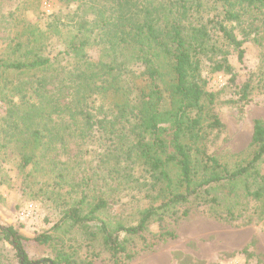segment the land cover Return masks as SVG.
Instances as JSON below:
<instances>
[{
	"label": "trees",
	"instance_id": "trees-1",
	"mask_svg": "<svg viewBox=\"0 0 264 264\" xmlns=\"http://www.w3.org/2000/svg\"><path fill=\"white\" fill-rule=\"evenodd\" d=\"M86 1L64 0L82 5ZM99 1L108 7L89 6L93 20L90 23L83 15L78 32L63 51L51 55L40 41L28 38V51L18 43L17 58L0 59V79L8 87V71L42 74L29 92L9 88L20 98L18 102L6 98L8 108L0 119L7 144L19 142L31 148L22 156L23 168L36 162V153L45 157L43 151H51L55 143L65 145L66 136L52 118L56 111L65 110L71 121L78 118L81 127L72 126L102 145L91 177L69 188L77 197L63 203L55 229L81 228L88 247L99 239L112 264H125L135 256L131 240L140 238L148 249L175 239L174 232L161 224L188 217L193 206L207 207L211 217L223 222L248 221L254 214L264 219V120L253 122L245 157L236 155L233 166L223 162L209 152L223 125L214 113V95L204 89L201 78L204 58L212 72L232 75L222 48L231 47L241 60L242 45L259 27L250 22L242 32L243 40H238L228 23L240 24L248 10L257 14L252 20L264 26V0ZM92 46L99 48L105 61L87 59L85 49ZM215 55H221L220 59H212ZM70 58L75 68L70 79L76 89L60 103L59 98H50V75L46 74H60L68 67L60 63ZM136 67L144 87H134L130 100L121 92L120 81L135 78L132 69ZM112 74L111 81L117 84L107 86ZM251 89L245 82L235 93L240 114L251 103ZM80 90L85 95L77 98ZM109 91L126 100L112 107L111 103L94 106ZM57 178L63 180L62 175ZM123 193L129 200L137 195L145 199L132 224L112 222L107 212L108 199ZM253 202L258 206L250 207ZM153 225L159 227L155 232L150 230ZM0 240L11 247L19 264H92L82 262L97 255L89 247L79 262L70 246L67 250L55 246V237L41 234L31 241L49 246L53 254L30 260L25 239L12 226H0Z\"/></svg>",
	"mask_w": 264,
	"mask_h": 264
},
{
	"label": "rangeland",
	"instance_id": "rangeland-1",
	"mask_svg": "<svg viewBox=\"0 0 264 264\" xmlns=\"http://www.w3.org/2000/svg\"><path fill=\"white\" fill-rule=\"evenodd\" d=\"M86 2L87 5L65 3L64 0H0V59L17 58L21 54L17 50L18 43H22L24 50L28 51L25 46L28 38L40 41L45 52L51 55L63 51L68 40L78 32L83 15V19L88 22L93 20L94 11L89 6L109 5L99 0ZM249 13L251 17H248ZM253 13L247 10L238 25L228 23L238 40H243L242 32L250 22L259 27L255 35H251L242 45L241 60L237 57V51L231 47L222 48L227 52L226 59L232 75L212 72L211 63L205 58L201 63L204 89L214 95V113L223 125L222 131L213 137L216 140L209 145V152L231 166L235 164L236 155L238 159L245 157L253 122L264 120V26L260 21L252 20L257 17ZM85 53L93 63L106 60L95 46L86 48ZM220 57L215 55L212 59L219 60ZM72 62V58L61 62L68 67L58 71L60 74H46L48 77L50 75V98H59L60 103L71 92L75 93V85L70 79V72H75ZM134 69L135 78L128 77L120 81L121 92L130 100L134 96V87H144L142 78L138 77L140 68ZM41 75L8 71L5 76L11 81L9 87L1 77L0 119L6 115V98L13 102H18L20 98L19 94L11 92L9 88L14 86L29 92L36 77ZM112 76L114 74L108 76L107 86L117 84V81H111ZM245 82L252 88L249 95L251 103L240 114L234 103L237 99L235 93ZM81 95H85L82 90L77 98ZM119 100L123 102L126 97H116L109 91L105 99L94 102V106L111 103L112 107ZM68 117L65 110L56 111L52 116L55 125L66 136L65 145L55 143L51 151H43L45 157L36 153V162L26 168H23L21 160L24 154L30 153L31 148L23 147L19 142L7 144L0 129V226H12L25 239L23 246L30 260L52 256L53 251L49 246H39L31 241L36 236L48 234L57 239L55 246H64L66 250L70 246L79 262L91 247L97 255L84 259L82 263L90 260L92 264H112L99 239L88 247L86 234L81 228L61 226L55 229L60 212L65 207L63 203L77 197L75 192H69V188L81 179L91 177L102 152V145L97 138H86L76 130V126L81 127L79 119H75V122ZM215 134L213 132L212 136ZM59 175L63 176V180L57 178ZM57 183H60L59 186H54ZM112 196L108 199L107 210L112 222H136L138 210L145 206L142 195H137L133 200H129L124 193ZM252 206L258 205L253 202L250 204ZM191 208L188 217L176 223L167 219L161 224L162 228L174 232L175 239L148 249H145L140 238L131 240L130 248L135 256L125 264H264V219L254 214L248 221L240 219L223 222L211 217L205 206ZM158 229L157 225L150 228L153 232ZM0 264H19L11 247L2 240Z\"/></svg>",
	"mask_w": 264,
	"mask_h": 264
}]
</instances>
